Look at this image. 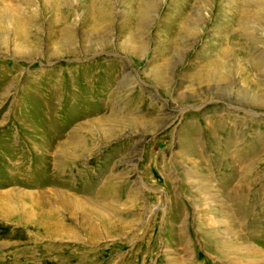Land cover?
Instances as JSON below:
<instances>
[{"label":"rangeland","instance_id":"374dc122","mask_svg":"<svg viewBox=\"0 0 264 264\" xmlns=\"http://www.w3.org/2000/svg\"><path fill=\"white\" fill-rule=\"evenodd\" d=\"M263 97L264 0H0V264H264Z\"/></svg>","mask_w":264,"mask_h":264},{"label":"bare ground","instance_id":"6f19581e","mask_svg":"<svg viewBox=\"0 0 264 264\" xmlns=\"http://www.w3.org/2000/svg\"><path fill=\"white\" fill-rule=\"evenodd\" d=\"M189 4V3H188ZM149 6V5H148ZM150 7V6H149ZM178 7V10H176L175 12H172V15L170 16V21L167 23V25H166V31L168 32V34L170 35V34H174V31H175V29H176V31L178 32H176L175 31V34L177 33L180 37H187L188 35H189V32H188V27L189 26H197L198 24H199V21H200V17H197V18H195V19H193V18H191L192 16H190V14H191V12L193 11V8H191L192 7V5L190 4L188 7H186L185 8V6L184 5H179V6H177ZM176 8V7H175ZM185 8V9H184ZM150 9L148 8V7H146L145 8V12L146 13H144V14H147L148 13V11H149ZM175 10V9H174ZM195 11H197L196 9H195ZM213 12V11H212ZM211 14H213V16L211 17L210 16V18H213L214 16H215V14L214 13H211ZM4 17V16H3ZM141 19H144L143 20V22L145 23V25H146V20L145 19H148L147 18V15L145 16V15H141ZM143 22H142V26H145V25H143ZM17 25V24H16ZM220 43V42H219ZM227 48V47H226ZM222 50V49H221ZM226 50V49H225ZM130 51H132L131 53H137V52H135V50H133V49H131ZM223 51V50H222ZM221 51V52H222ZM139 52V51H138ZM219 52V51H218ZM206 63V62H205ZM160 69V67L159 66H156V67H154V69H153V72H155L156 74H158V70ZM152 76V75H151ZM161 76V75H160ZM153 77V76H152ZM155 77V78H154ZM153 78L154 79H156V76H154ZM160 79V78H159ZM254 98V97H253ZM261 98V97H260ZM257 99V100H254V101H250V99H249V106H254L255 108H261L262 106H264V100L263 99ZM264 98V97H263ZM252 100V99H251ZM241 103H245V102H241ZM245 110V109H244ZM64 147V146H63ZM61 148V147H60ZM61 150H62V148H61ZM66 152H68V151H66ZM69 152H70V150H69ZM65 155V151L62 153V155H61V158L63 157ZM58 158H60V156L58 157ZM46 228V227H45ZM52 229V228H51ZM54 231V230H53ZM55 231L56 232H54V233H56V234H58V232L60 231V226H58V225H56L55 226ZM53 236V235H52ZM55 236V235H54Z\"/></svg>","mask_w":264,"mask_h":264}]
</instances>
